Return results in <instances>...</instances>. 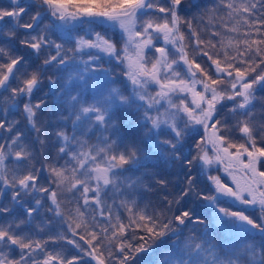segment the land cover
I'll list each match as a JSON object with an SVG mask.
<instances>
[{
    "label": "snow or ice",
    "instance_id": "1",
    "mask_svg": "<svg viewBox=\"0 0 264 264\" xmlns=\"http://www.w3.org/2000/svg\"><path fill=\"white\" fill-rule=\"evenodd\" d=\"M258 93L264 0H0V264H264Z\"/></svg>",
    "mask_w": 264,
    "mask_h": 264
},
{
    "label": "trees",
    "instance_id": "2",
    "mask_svg": "<svg viewBox=\"0 0 264 264\" xmlns=\"http://www.w3.org/2000/svg\"><path fill=\"white\" fill-rule=\"evenodd\" d=\"M257 95H258V96H264V93H258ZM33 102L35 103L36 101L34 100ZM258 107H259V106H258ZM48 111H49V109H45V110H44V114L39 116L40 121H47V120L50 119V117L47 115ZM10 119H15V120L20 121V127H21L22 129H25V128H26V124H27V122H26V120L24 119V116H23V112H22V111L19 112V113L14 114V115H12V116H10ZM47 130H48L49 132L52 131L51 128H48ZM34 135H35L34 133H29V138H30V139L33 138ZM53 144H54V138H51V137H50V138H49V146H48V148L46 149V151L50 152V154H52V155L55 154V152H56V147H58V146H53ZM37 147H38V146H37ZM36 166H37V167H40L39 164H37ZM170 171L173 173V175L169 177L170 179H172L173 181H175V180H177V179L180 178L179 176L176 175V173L178 172V168H177L176 166H171V167H170ZM170 189H171V186H170ZM146 199H147V200H151L153 203H156V197L153 196V195H151V194H149V196H148Z\"/></svg>",
    "mask_w": 264,
    "mask_h": 264
}]
</instances>
